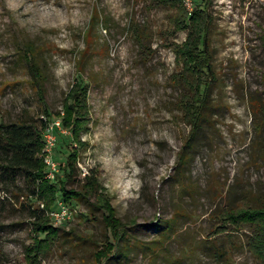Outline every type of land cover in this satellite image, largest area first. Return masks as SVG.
I'll list each match as a JSON object with an SVG mask.
<instances>
[{
	"label": "rangeland",
	"instance_id": "1",
	"mask_svg": "<svg viewBox=\"0 0 264 264\" xmlns=\"http://www.w3.org/2000/svg\"><path fill=\"white\" fill-rule=\"evenodd\" d=\"M204 2L191 0V5ZM151 3L0 0V120L45 118L21 58L23 44L31 42L37 47L50 122L58 119L55 112L62 111L74 81L89 84L90 119L81 133L75 177L89 168L96 172L127 226L130 245L126 259L102 264H264V252L254 255L246 246L248 227L227 225L210 236L221 224L215 214L223 208L264 200V115L254 104L264 103V0L208 4L212 19L206 43L215 75L211 106L185 147L188 126L175 103L178 89L168 84L180 66L174 44L182 42L185 31L171 34L168 16L174 12ZM132 21L144 26L147 55L128 28ZM52 132L50 157L62 177L59 163L77 144L68 131ZM180 151L188 157L183 165L177 163ZM5 178L0 176V264H96L93 252L109 233L103 210L89 205L95 195L87 197L89 203H66L73 217L63 226L49 222L61 225L58 236L44 256L29 263L27 204L37 201L25 196L30 188L23 176L6 179V188ZM171 215L174 228L166 236L151 225Z\"/></svg>",
	"mask_w": 264,
	"mask_h": 264
},
{
	"label": "trees",
	"instance_id": "2",
	"mask_svg": "<svg viewBox=\"0 0 264 264\" xmlns=\"http://www.w3.org/2000/svg\"><path fill=\"white\" fill-rule=\"evenodd\" d=\"M204 1L202 7L194 5L191 10L186 9L183 0H152L151 3L152 5L169 6L174 12L168 16L171 34L185 31L182 42L174 44V53L180 66L168 77V84L178 89L175 103L180 111L181 121L188 126L184 147L190 145L201 122L207 120L204 118L211 106L209 90L215 79L210 63L211 55L206 43L212 19L207 6L211 0ZM95 14L97 12H94L91 17V24H93ZM143 27L133 21L128 26L138 43L139 51L143 55H147L150 48L144 42L146 33ZM36 48L31 42L23 44L21 58L31 75L38 99L43 105L42 110L45 118L40 117L39 122L33 118H22L11 122L0 120V176L6 177L2 181L3 186L6 188V179L13 181L17 177L23 176L30 188V193L25 196L37 201L36 205L27 204L32 240L25 246V258L29 263L37 262L38 258L50 250L57 238L61 225L52 226L49 224L51 219L48 211L57 207V193H59L61 200L67 204H73L72 200L89 203L87 197L95 195V201L89 205L95 209L103 210L101 219L109 235L100 244V248L93 252L96 264H102L103 261L111 258L126 259L130 246L127 243V226L117 217L114 206L98 181L96 172L89 168L82 178L75 177L78 168V148L84 143L81 141V133L87 130L90 119L87 103L89 84L87 81H74L65 95L62 111L55 112V115L60 118L61 126L70 133L71 139L77 145L71 147L65 160L59 163L62 177L58 173L53 180L45 176L42 135L49 123L50 113L45 106L44 88L42 87L43 74L41 67L36 62ZM79 63L81 64V62ZM78 70H81V66ZM254 104L256 112L264 115V103L254 102ZM187 159V154L184 151L178 152V164L183 165ZM74 182L75 186H68ZM215 218L221 224L211 231L210 236L223 232L227 225L235 230L246 226L249 229L246 246L250 252L257 256L264 252V200H260L255 205L223 208L215 214ZM173 221L174 216L171 215L162 221L156 220L151 225L159 228L161 233L166 236L167 231L174 228ZM68 222L69 220H65L61 224L63 226Z\"/></svg>",
	"mask_w": 264,
	"mask_h": 264
},
{
	"label": "built area",
	"instance_id": "3",
	"mask_svg": "<svg viewBox=\"0 0 264 264\" xmlns=\"http://www.w3.org/2000/svg\"><path fill=\"white\" fill-rule=\"evenodd\" d=\"M183 2L186 4L188 9L192 8L191 0H183ZM53 128H59L62 131H67L61 126L60 118L55 119L53 121H49L46 129L43 132L42 139H43V149L42 152L44 153L42 158L45 163L46 172L45 176L53 180L55 178V175L58 172V167L51 159V151L53 148V145L55 143V136L52 132ZM48 214L50 215L51 220L54 222H63L65 220H70L74 215V210L72 207L68 206L66 203H64L62 200L57 201V207L55 209H51Z\"/></svg>",
	"mask_w": 264,
	"mask_h": 264
}]
</instances>
